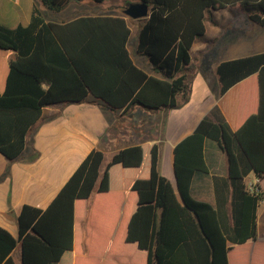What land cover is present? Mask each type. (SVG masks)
I'll list each match as a JSON object with an SVG mask.
<instances>
[{"label":"trees","instance_id":"16d2710c","mask_svg":"<svg viewBox=\"0 0 264 264\" xmlns=\"http://www.w3.org/2000/svg\"><path fill=\"white\" fill-rule=\"evenodd\" d=\"M70 1L41 0L53 11ZM133 1L146 2L150 10L137 33L136 53L146 57L162 77L148 74L131 59L127 49L130 29L123 15L45 22L35 7L25 26L0 24V48L16 52L0 93L2 155L12 160L22 152L28 130L47 105L80 102L89 95L110 110L127 111L133 105L156 110L185 102L194 70L189 50L205 33L206 20L213 22L214 9L242 5L249 19L264 27V0ZM254 73L259 83L258 108L239 128L233 130L215 106L174 146L178 193L157 170L155 144L119 150L102 173L103 153L91 150L45 209L22 205L16 235L0 226V264H17L12 252L19 244L23 264H59L67 255L73 264L74 257L83 253L61 251L59 234L55 229L47 231L46 223L65 207V220L74 222L81 241L80 222L87 219L89 230L88 217L96 205L109 213L107 264H229L227 242L242 244L255 237L256 209L262 199L260 187L254 193L245 191L243 178L250 171L264 177V51L216 66L221 95ZM205 138L217 142L228 166L229 197L220 200L216 191L215 206L189 195L193 174L207 171ZM123 191L129 197L117 224L119 208L110 197ZM105 197L109 201L101 202ZM122 227L126 231L124 251L118 248ZM89 236L90 231L82 239L84 246Z\"/></svg>","mask_w":264,"mask_h":264},{"label":"crops","instance_id":"0c3cea01","mask_svg":"<svg viewBox=\"0 0 264 264\" xmlns=\"http://www.w3.org/2000/svg\"><path fill=\"white\" fill-rule=\"evenodd\" d=\"M72 2L73 0L59 11H53L46 8L41 0H0V24L8 27L25 26L30 22L35 7L41 12L45 22L61 23L79 16L95 15L93 6L86 1ZM218 12L220 19L217 17ZM100 15H123L126 19V15L117 12ZM211 15L213 22L206 20L205 33L194 41L189 50L194 70L189 84V96L185 102H179L175 107L156 110L141 105H133L127 111L110 110L89 95L80 102L66 101L43 107L41 117L26 134L22 152L12 160L0 153V226L16 235L17 216L22 205L30 204L45 209L78 165L94 149L103 153L100 166L102 173L105 165L119 150L142 144L157 145V170L170 181L177 192L173 172L174 146L191 134L198 122L210 115L215 106L219 107L233 130L239 128L258 108L257 73L237 82L221 95L216 66L221 61L263 52L264 27L250 20L242 5L214 9ZM237 18L240 19L235 20ZM127 25L131 34V25ZM210 29L212 34L207 36ZM136 35L132 48L128 45L130 35L127 41L131 59L148 74L162 77L151 64L145 63L142 55L136 53ZM193 48L197 50L195 55L191 54ZM15 57L14 50L0 48V93L5 88L9 62ZM203 156L207 171L193 174L189 195L195 200L215 206L216 191L220 200L228 195L227 160L217 142L209 138L204 140ZM256 179L259 180L262 192V199L256 209V235L242 244L227 242L231 247L228 254L229 264H264L262 253L256 259H250L248 254L250 250L256 248L259 251L264 246V177L258 178L250 171L243 178V183L245 185L247 181ZM128 197L127 191L113 193L110 197L119 208L117 224L121 221ZM91 201L92 195L87 199L88 203ZM108 201L109 197L101 200ZM65 212L63 207V211H56L54 217L46 223L47 231L55 229L59 234L63 245L60 250L83 253L74 257L73 264H107L105 256L111 242L108 231L109 213L99 211V205H96L91 211L92 214L90 213L91 217H88L89 230L85 227L87 219L80 222V241L76 225L65 220ZM230 223L232 224L231 218ZM122 228L118 248L124 251L126 231ZM89 231V243L84 246L82 239L89 235ZM12 255L17 264H23L20 244L13 250ZM61 262L70 264L71 261H68L67 255L59 264Z\"/></svg>","mask_w":264,"mask_h":264},{"label":"rangeland","instance_id":"374dc122","mask_svg":"<svg viewBox=\"0 0 264 264\" xmlns=\"http://www.w3.org/2000/svg\"><path fill=\"white\" fill-rule=\"evenodd\" d=\"M85 1L87 3H89V5L93 6V11H94L95 14H107L108 12H110V13L111 12H117L118 14H123V9L128 4L135 2L133 0H105L102 3H96V2H93L92 0H80V1L73 0L72 3H82V2H85ZM220 16L221 15L218 12L217 13V17L219 19H220ZM238 19H240V18H237L235 20H238ZM126 20H127V23L129 25H131L130 26L131 34H130L128 45H129L130 48H132L131 46H132L133 40L135 38L136 32H138L139 26L143 22L144 17L135 18L134 19V18L126 16ZM211 34L212 33H211V29H210L208 31L207 36H210ZM136 37H137V35H136ZM191 54H193V55L197 54L196 48H193L191 50ZM142 58L144 59V61H145V63L147 65H150V63L148 62V60L145 57L142 56ZM260 253L263 254L262 260H264V246L263 245L259 248V251H258V249L255 248L253 251L250 250L248 254L250 256V259H252V258L256 259L258 254L260 256Z\"/></svg>","mask_w":264,"mask_h":264},{"label":"water","instance_id":"95a60500","mask_svg":"<svg viewBox=\"0 0 264 264\" xmlns=\"http://www.w3.org/2000/svg\"><path fill=\"white\" fill-rule=\"evenodd\" d=\"M150 13L149 5L144 1H136L128 4L123 9V14L131 18L148 17Z\"/></svg>","mask_w":264,"mask_h":264},{"label":"built area","instance_id":"2783aa9c","mask_svg":"<svg viewBox=\"0 0 264 264\" xmlns=\"http://www.w3.org/2000/svg\"><path fill=\"white\" fill-rule=\"evenodd\" d=\"M259 187V180L256 179L255 181H247L244 185V189L248 193H254L256 189Z\"/></svg>","mask_w":264,"mask_h":264}]
</instances>
